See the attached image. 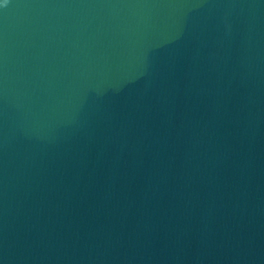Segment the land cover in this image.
<instances>
[{"label": "water", "instance_id": "obj_1", "mask_svg": "<svg viewBox=\"0 0 264 264\" xmlns=\"http://www.w3.org/2000/svg\"><path fill=\"white\" fill-rule=\"evenodd\" d=\"M0 264H264V0H6Z\"/></svg>", "mask_w": 264, "mask_h": 264}, {"label": "snow or ice", "instance_id": "obj_2", "mask_svg": "<svg viewBox=\"0 0 264 264\" xmlns=\"http://www.w3.org/2000/svg\"><path fill=\"white\" fill-rule=\"evenodd\" d=\"M6 3V0H0V6H3Z\"/></svg>", "mask_w": 264, "mask_h": 264}]
</instances>
